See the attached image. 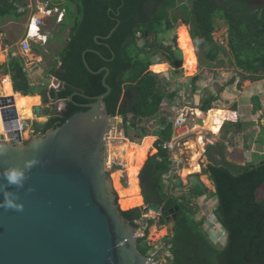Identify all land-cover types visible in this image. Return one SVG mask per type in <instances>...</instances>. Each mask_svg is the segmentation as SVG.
<instances>
[{
    "label": "trees",
    "instance_id": "16d2710c",
    "mask_svg": "<svg viewBox=\"0 0 264 264\" xmlns=\"http://www.w3.org/2000/svg\"><path fill=\"white\" fill-rule=\"evenodd\" d=\"M22 1L1 0L0 18L20 20L22 15L17 12L14 2ZM66 7L67 17L62 27L69 28V39L58 52L59 61L54 62L48 70L51 76L62 83L59 90H50L49 97L55 101H65L66 106L62 112L53 111L43 133L62 126L76 113L88 110L82 105L93 101L79 95L71 101L74 93L81 92L90 97L106 93L103 85L105 72L99 75L90 73L83 60L85 51L98 52H88L86 60L94 71L103 67L110 69L107 83L112 91L105 102L112 118H123L126 138L140 145L149 135L142 123L157 120L160 124L159 131L154 135L157 140L143 159L145 165L139 176L140 187L125 188L120 182L115 184L120 195L119 205L123 217L136 230L141 229L139 221L146 223L145 234L139 238L142 254L150 257L153 247L146 239L149 229L156 222L155 219L144 218V208L141 206L145 201L147 206L162 204L163 212L159 219L161 225L167 224V211L179 208L178 226L169 239L170 251L176 264L264 262V197L258 200V192L264 189V163L245 166L230 163L225 158V151L220 148L217 149L220 159L211 157V163L203 169V174L210 175L215 184L216 192L212 193L218 198L215 216L228 235L225 248H217L200 229L191 208V200L203 197L208 192L200 180V174L193 175L197 182L188 199L175 197L165 189L164 178L171 172L173 161L170 150L165 149L164 144L173 140L174 124L170 115L164 111L163 104L167 99L173 102L179 92L163 91L160 75L150 70L154 65L153 58L157 56H162V63H168L174 70L184 67L187 56L177 47V37L173 39L175 44L170 46H164L160 39L161 35L175 30L178 20L190 27L195 48L199 53H204V56L199 55L200 59H206L211 64L219 62L221 55L227 52L214 39L218 20L221 19L229 27L231 63L249 81H262L264 3L260 4L259 0H194L193 8L189 9L186 5L178 7L176 0H67ZM178 10L183 12V17L180 18ZM173 11H176L174 15L171 14ZM117 25L110 39H99L100 43H97L95 37H107ZM140 38L145 41L143 46L139 45ZM35 50L39 52L37 48ZM113 53L115 57L112 61L104 59H112ZM3 68L4 75L12 78L11 81L9 77L10 90L15 94L21 93L29 98L38 94L25 71L24 57L11 55L9 63L3 65ZM201 79L200 75L191 78L192 95L197 93ZM229 83L234 84L235 79ZM40 95L45 105L48 104L49 97L46 94ZM217 101L218 96L205 98L200 110L207 113ZM253 102L255 111L259 112V98H253ZM234 125L241 127L237 123ZM215 149V146H210L208 152Z\"/></svg>",
    "mask_w": 264,
    "mask_h": 264
},
{
    "label": "water",
    "instance_id": "95a60500",
    "mask_svg": "<svg viewBox=\"0 0 264 264\" xmlns=\"http://www.w3.org/2000/svg\"><path fill=\"white\" fill-rule=\"evenodd\" d=\"M118 25L107 37H95L97 43L110 39ZM88 52L96 51L83 53L85 66L95 75L105 72L107 91L97 97L74 93L71 101L79 95L93 102L82 105L88 110L76 113L62 126L44 134L47 122L37 121L31 140H17L21 126L14 98L0 96L10 139L0 134V264H149L139 249L136 228L122 215L106 168L112 117L105 99L112 91L107 83L111 71L108 67L92 70L86 60ZM114 57L113 53L112 59H104ZM51 111L50 105L34 107L38 119L50 118ZM198 123L202 126L204 121ZM11 171L23 174L19 184L6 178L5 173ZM6 193L20 210L2 206ZM178 210L165 214L174 234ZM161 211L162 204L144 208L147 217ZM176 262L168 259L166 264Z\"/></svg>",
    "mask_w": 264,
    "mask_h": 264
},
{
    "label": "rangeland",
    "instance_id": "374dc122",
    "mask_svg": "<svg viewBox=\"0 0 264 264\" xmlns=\"http://www.w3.org/2000/svg\"><path fill=\"white\" fill-rule=\"evenodd\" d=\"M176 1L178 4V7H181L182 5H186L189 9L193 8L194 0H176ZM259 2L260 4H263L264 0H259ZM176 11H173L171 14L174 15ZM178 13L180 15V18L184 16L181 10H178ZM24 24H25V20L23 21V17L21 18V20H14L10 17H7L5 19L0 18V36H1L0 37V50L3 53V56L2 57L0 56V96L14 98V106L19 115V121L23 122L25 120L24 133H21V130H19L17 132V137H18L17 139L18 140L24 139V141H27L33 138L32 131L35 129L37 121L47 122L49 119H46L44 117L40 119L36 118V116L33 114L36 97L34 96L32 98H29L24 95L19 96L18 94H15L13 91L10 90L9 76L4 75L3 73L4 72L3 65H6L9 63L11 59V55H19V56L23 55L24 56V53H22L19 50V45H18L19 39H21V37H23V35L25 34ZM184 25L185 24L182 22V20H178L175 30L167 34L161 35L160 39L162 40L163 45L164 46L174 45L175 43L173 39L177 37L176 44H177V47L180 49L179 38H180V35L183 33V29L186 28L188 33L190 31V27L187 26L189 28V31H188L186 25L185 26ZM228 29H229L228 25L223 20L219 19L218 26L214 33V39L221 46L225 47L227 52L224 55H221L219 62H216L214 64H211L206 59H203V60L200 59L199 55L204 56L203 55L204 53L198 52L192 40L194 50H195V55L197 58V66H198V71L196 75H200L202 78L201 81L198 83V88L202 90L200 91L202 93L196 94V97L200 94L202 95L200 103L197 104L198 105L197 109L201 107L205 98L209 96H218L219 101L214 103L213 109L223 108V109L232 111L234 109V103L231 100L224 99L223 93H222V91L226 89L225 86H229V89L234 88V92L239 96H242L244 92L247 91V94H246L247 101L243 106V109L245 110V117L249 118V117H252L253 114H257L256 115L257 119L262 120V115L264 114V79L261 82L253 83L252 81H249L247 78H244L243 73L234 64L231 63L232 53L230 52L229 47H228ZM58 30L61 31V33H55V37L52 38L53 41L49 43L45 51L40 53L42 55L41 59L34 58L35 56L33 57L31 54H27L24 56L28 64L32 65V62L37 63V64H34L30 69L29 67L27 68L28 69L27 74L29 75L31 82L36 87V92L38 94H44V95L46 94L48 97H49L50 90L52 88L57 89L58 84H59L58 81L55 82L56 79L49 74L48 70L52 68L54 62L59 61L58 52L62 48H64L66 41L68 40L69 31H70L69 28H62V27H59ZM189 35L191 37V31ZM144 44H145V41L143 40V38H140L139 45L143 46ZM34 45H37V44L33 43V46ZM180 50L182 51V53L186 54L187 59H188V54L185 53L182 49ZM153 61H154V65L151 67L150 70L154 72L153 71L154 69L156 71V73L155 72L154 73L160 75L159 79L162 80L161 86H162L163 91H166L167 93H172L174 91H178L180 93L181 91H183L186 94L192 95L191 78H193L194 76L189 77L186 74L187 60L185 62L184 67L182 66V68L178 70L172 69L171 66L167 65L168 63L162 64V62H164V59L162 58V56H157L153 58ZM183 61H184V55H183ZM161 67H164L163 71L160 70ZM157 70H159L160 72H158ZM232 79H235V83L233 87L229 83ZM239 83H240V86L238 87ZM238 91H240L241 93H239ZM255 97L259 98V102L261 105V110H259L261 111L260 113H257L258 111L257 112L254 111L255 104L253 102V98ZM194 98L195 96L193 97V99ZM171 102H172L171 100L167 99L163 104L164 111L168 113L167 114L168 116L170 115V118L172 117ZM189 102L190 103L192 102L191 99H189ZM39 105H42V106L50 105L52 106L54 112L57 109V104L56 103L54 104V102L52 101L50 97H49L48 104L45 105L44 99L42 98ZM187 112H189L188 116L192 118V115L190 113L191 110L188 109ZM0 116H2L1 109H0ZM129 119H132L131 116H129ZM123 123L124 121L122 117H117L115 119L114 118L112 119L111 132L106 139V153H107L106 168H107V171L110 177L113 178V180L115 181V184H118L120 182L121 185L125 188L127 186L128 187L135 186L136 188H138L140 187V183H141L139 181L140 175L138 176L136 181H134L133 183H130L128 181V173L125 172L126 163H124V161L121 158H119L118 156L116 157L115 155L116 153L115 149L117 145L123 141L121 139H127L125 136V127ZM158 124L159 122L157 120L144 121L142 123V125L147 128V131L149 134L148 136L151 135L155 137L156 140H157V137L154 135L157 134V132L160 129ZM6 128L7 126L6 124H4L2 131L3 132L5 131L6 132L5 134L7 135V137H9L8 131L6 130ZM194 128H197L196 125ZM130 132H132V135H135V132H133L132 130H130ZM192 132H195V129L192 130ZM203 134L209 140H213L214 141L213 144L214 143L217 144L216 138L215 136H213L212 132L204 131ZM242 137L244 139H248V136H242ZM6 140L10 141L9 138H6ZM194 142L195 141L191 139L190 140L185 139L182 142L181 146H177V148L171 152L172 161H173V175L169 179L166 178L164 181V184H165V189H167V191L170 194H173L175 197L178 196V197H184L188 199L189 196L191 195V190L193 189L194 185L197 182V178L193 177L194 174L189 175L188 177H185V178L182 175V171L185 170L187 166L190 164L191 151H192L191 146L195 145ZM206 148L205 150H207ZM109 152H111L112 154ZM218 152L219 151H209L207 155L205 151V157L202 159V161H199L202 164V168L208 167V165L211 163V157L217 159ZM236 155H237V152H233L230 160L236 162V164L242 165L243 163H241V161L244 160V156H243L244 154L239 155V157ZM242 156L243 158L241 159ZM252 157L254 158L256 163L264 161L263 155L260 156L257 154H253ZM144 165L145 164L143 162V167ZM117 166H122L123 169H117L116 168ZM200 180L204 184V186L208 189V192H207V195L203 197L195 198L191 200V208L193 209V213L195 214L196 221L199 223L200 229H202L203 232L207 234V238L209 237L210 241L214 243L217 248L223 250L227 243V233L225 229L219 224V221L215 217L214 211L218 207V199L216 198L215 195L212 194L216 192L215 184L211 181L210 176L206 174L200 175ZM115 191L118 195V201H119L120 195L116 189ZM263 197H264V189L260 191L259 199H262ZM145 206L146 205H144L143 203V206L141 207L145 208ZM160 216H161L160 213H154V212H152L148 217L146 215L144 216V218H150V219L156 220L155 224L149 229V234L146 239L147 243L153 247V250H151L150 256L153 258L154 264H166L168 259H172L169 239L173 236V232L168 224L166 225L159 224ZM138 224L141 226V229L137 230V235L139 237H143L145 234L144 230L146 229V223H143V221H139Z\"/></svg>",
    "mask_w": 264,
    "mask_h": 264
},
{
    "label": "built area",
    "instance_id": "2783aa9c",
    "mask_svg": "<svg viewBox=\"0 0 264 264\" xmlns=\"http://www.w3.org/2000/svg\"><path fill=\"white\" fill-rule=\"evenodd\" d=\"M66 4L67 0H23L22 2H14L17 12L23 17L28 16L29 18L25 36L19 42V48L23 53L32 55L36 52L34 48H46L55 33L59 31V27L66 20ZM33 43L37 45L33 46ZM60 86L58 84L57 89ZM189 99H191V103ZM65 104L63 100L58 101L57 110L62 112L66 106ZM194 104L192 96L183 91L171 102V122L174 124L175 133L172 142L164 144L165 149L174 151L177 146L182 145L185 139H188L195 125L200 126L198 119L193 116V113L191 114L192 118L188 116L189 112L187 110L191 109L190 107ZM20 126L22 132H24L25 121L20 122ZM172 175L173 171L166 175L165 179H169ZM148 258L149 264H154L153 258L151 256Z\"/></svg>",
    "mask_w": 264,
    "mask_h": 264
},
{
    "label": "bare ground",
    "instance_id": "6f19581e",
    "mask_svg": "<svg viewBox=\"0 0 264 264\" xmlns=\"http://www.w3.org/2000/svg\"><path fill=\"white\" fill-rule=\"evenodd\" d=\"M179 46L180 49H182L185 53L188 54V59L186 62V74L189 77L195 76L198 71L197 58L195 55L192 39L189 33L187 32L186 28L183 29V33L180 35ZM0 56L1 57L3 56L1 50H0ZM163 68L164 67H161L160 70L163 71ZM153 71L156 73L154 69ZM157 71L160 72L159 70ZM18 95L20 96L22 94H18ZM35 97L36 100L34 107L39 105L41 102V97L39 95H36ZM194 115L197 116L198 119H202L204 121V124L202 126L196 125L197 128H194L195 132H198V135L196 139L193 140L195 141L194 142L195 145L193 144L194 146H191L192 151H191L190 164L187 166L185 170L182 171V175L184 176V178L188 177L189 175L202 173V167L199 161L202 158L208 143L214 142L213 140L207 142L203 132L210 131L214 135H219L222 131V127L227 121H236L238 119L237 114H235V112L223 108H214V109L212 108V110L208 111L207 113H204L201 110L197 109L194 111ZM0 125L3 126V117H0ZM121 140L123 141L117 145L115 149L117 154L115 153V155L116 157L118 156L119 158H121L124 161V163H126L125 172L128 173V181L130 183H133L140 175L141 170L143 169V159L153 147L156 138L153 136H148L146 139H144L143 143L140 146L134 145L127 139H121ZM113 184L115 187L114 180H113Z\"/></svg>",
    "mask_w": 264,
    "mask_h": 264
},
{
    "label": "crops",
    "instance_id": "0c3cea01",
    "mask_svg": "<svg viewBox=\"0 0 264 264\" xmlns=\"http://www.w3.org/2000/svg\"><path fill=\"white\" fill-rule=\"evenodd\" d=\"M24 20H25V24H24L25 32L24 33H26L27 24H28V20H29L28 16H24L23 17V21ZM59 32L60 31H58V33ZM24 36H25V34L23 35V37ZM23 37H21V39ZM54 37H55V35L53 36V38ZM21 39H19V42H20ZM68 39H69V37H68ZM51 41H53V40L51 39L50 42ZM49 43H48V45H49ZM48 45L46 46L45 49H47ZM45 49L44 48L43 49H38L39 52L36 51L34 54H32V56L33 57L35 56L34 58H40L41 59L42 55L40 53L45 51ZM19 50L21 51L20 48H19ZM25 55H27V54L24 53V56ZM16 56H19V55H16ZM24 56L22 55L21 57H24ZM34 64H37V63L32 62V65H30L26 61V68L25 69H27L28 67L30 69ZM26 72H28V69H27ZM9 77L11 78L10 75H9ZM11 81H12V78H11ZM55 82H57V80ZM259 82H261V81H259ZM230 85H232V87H233L234 84H230ZM33 86H34V84H33ZM225 87H226V89L224 91H222L223 98L226 99V100H231L234 103V109L232 111L235 112V114H237V118L238 119L236 121H227V123L224 125V127H222V132L219 135H214L213 134V136H215V138H216L217 144L216 143H214V144L210 143V144L216 147V149L213 150V151H218L217 149H220V148L222 149V151H225V158L230 163L236 164V162L230 160L231 159V155L233 154V152H237L236 156H238V157H239V155L244 154L243 155L244 156V160L241 161V163H243V164L242 165L236 164V165L245 166V165L250 164V163H256V161L252 157L253 154H257V155H260V156L263 155L264 156V115H262V120H258L257 119V117H256L257 114H253L252 117H249V118L245 117V110L243 109V106H244V104L247 101V99H246L247 98V95H246L247 91H245L242 96H239V95H237L234 92V88L229 89V86H225ZM238 87H239V84H238ZM200 91H202V90L200 88H198V92L202 93ZM238 92L241 93L240 91H238ZM19 94H21V93H19ZM37 95L40 96V94H37ZM201 96L202 95L200 94L197 97H195L193 99V102L195 104L200 103ZM40 97H41V99L43 98L42 95ZM23 98H25V97H23ZM235 105H236V107H235ZM260 112L261 111H259L257 113H260ZM235 123L240 124L241 127L238 126V125H234ZM197 135H198V133H194L191 136H189L188 139L189 140L190 139L191 140H195ZM242 136H248V139H244ZM205 138H206L207 141H210L207 137H205ZM210 144L207 145V148H206L207 150L209 149L208 146H210ZM134 145H136V144H134ZM140 145H138V146H140ZM207 150H205V151H206V153L208 155ZM243 156L241 157V159L243 158ZM204 157H205V152H204L202 158L200 159V161H202V159ZM217 159L219 160L220 157H217ZM199 163H200V165L202 167L201 162H199ZM257 163H262V162H257ZM203 169H205V168H202V170ZM200 175H202V173H200ZM208 176H210V175H208ZM210 179H211V176H210ZM260 191L258 192V200H262L263 199V198L259 199Z\"/></svg>",
    "mask_w": 264,
    "mask_h": 264
},
{
    "label": "clouds",
    "instance_id": "9594fccd",
    "mask_svg": "<svg viewBox=\"0 0 264 264\" xmlns=\"http://www.w3.org/2000/svg\"><path fill=\"white\" fill-rule=\"evenodd\" d=\"M62 27V26H61ZM63 28V27H62ZM56 33H58V32H56ZM59 33H61V31L59 32ZM34 49H36V48H34ZM151 69V68H150ZM56 79V78H55ZM57 80V79H56ZM58 81V80H57ZM59 82V81H58ZM59 84L62 86V83H60L59 82ZM61 86L59 87V89L61 88ZM52 89H54V88H52ZM59 89H56V90H59ZM197 93H199L198 91H197ZM196 93V94H197ZM196 94H193L195 97H196ZM191 95V94H190ZM193 95H191L192 96V99H193ZM61 101V100H60ZM57 104L58 103V101H54V104ZM197 104H194L193 106H191L190 108L191 109H189V110H191V114L195 111V110H197ZM199 110H200V108H198ZM57 110V109H56ZM53 108H52V111H51V116H52V113H53ZM203 112V111H202ZM205 113V112H204ZM50 116V117H51ZM193 116L195 117V115L193 114ZM195 118H197V117H195ZM49 119V118H48ZM113 119V118H112ZM115 119V118H114ZM200 120H202V119H198V122L200 121ZM199 124V123H198ZM201 126V125H200ZM25 130V129H24ZM22 133H24V132H22ZM174 133H175V131H174ZM194 133H197V132H192V134H194ZM192 134H190V136L192 135ZM108 137V136H107ZM129 140V139H128ZM130 141V140H129ZM172 142V141H171ZM169 143V142H168ZM210 146H213V145H210ZM209 146V147H210ZM208 147V148H209ZM170 152H172V151H170ZM172 160V159H171ZM171 171H173V168H172V170ZM200 174V173H199ZM202 174H203V170H202ZM168 175V174H167ZM5 176H6V178L8 179V181L10 182V183H12V184H19V182L23 179V174L22 173H20V172H17V171H11L10 173H5ZM166 176V175H165ZM164 180H165V178H164ZM8 194L6 193L5 194V202H4V204L2 205L3 207H6V208H16L17 210H20V208H21V206L20 205H17V204H14L12 201H10L8 198ZM217 198V197H216ZM145 202V201H144ZM147 206V205H146ZM145 206V207H146ZM144 208V207H143ZM217 209V208H216ZM163 210V209H162ZM215 212V211H214ZM162 213V211L160 212V214ZM144 216H145V214H144ZM216 217V216H215ZM168 224V223H167ZM173 235H174V233H173ZM227 238H228V235H227ZM227 244V243H226ZM170 249H171V246H170ZM172 260V259H171Z\"/></svg>",
    "mask_w": 264,
    "mask_h": 264
},
{
    "label": "flooded vegetation",
    "instance_id": "af4514ba",
    "mask_svg": "<svg viewBox=\"0 0 264 264\" xmlns=\"http://www.w3.org/2000/svg\"><path fill=\"white\" fill-rule=\"evenodd\" d=\"M0 117H2V116H0ZM3 125H4V121H3ZM2 129H3V126L0 125V132H1V134H4V135L7 137V135L5 134L6 132H5V131L3 132ZM7 138H8V137H7ZM162 208H163V206H162ZM162 212H163V210H162ZM161 216H162V213H161ZM161 216H160V218H161ZM172 232H173V231H172ZM206 235H207V234H206ZM208 240H210L209 237H208ZM172 260H174V259H173V255H172Z\"/></svg>",
    "mask_w": 264,
    "mask_h": 264
}]
</instances>
